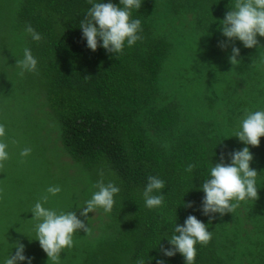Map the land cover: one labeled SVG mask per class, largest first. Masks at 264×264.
<instances>
[{
    "label": "trees",
    "instance_id": "trees-1",
    "mask_svg": "<svg viewBox=\"0 0 264 264\" xmlns=\"http://www.w3.org/2000/svg\"><path fill=\"white\" fill-rule=\"evenodd\" d=\"M232 2L142 0L132 12L141 20V39L115 55L99 46L92 51L82 39L88 0H0V124L6 130L0 139L9 153L0 162V259L20 242L32 264H52L35 240L38 221L30 210L41 200L35 187L57 185L55 196L44 192L51 203L44 207L74 211L90 229L74 234L59 264H136L141 258L185 264L181 254L163 257L159 249L169 247L165 236L189 214L212 234L196 245L194 264H264V137L248 146L258 197L211 219L200 211L199 186L211 163L221 153L228 163L227 153L245 146L233 136L239 122L264 109V49L259 55L235 41L240 61L233 66L231 44L218 46L226 40L219 22ZM26 25L41 34L39 42L25 33ZM258 40L264 47V37ZM25 47L38 63L21 76L16 60ZM15 108L27 113L15 117ZM26 143L31 151L21 156L24 148L15 145ZM63 150L72 160L61 157ZM189 164L192 172L185 171ZM30 172L35 187L27 191L21 183ZM148 176L165 181L158 209L144 206ZM98 182L119 187L112 210L80 216ZM18 186L26 193L16 200ZM189 201L193 206L185 207Z\"/></svg>",
    "mask_w": 264,
    "mask_h": 264
},
{
    "label": "clouds",
    "instance_id": "clouds-1",
    "mask_svg": "<svg viewBox=\"0 0 264 264\" xmlns=\"http://www.w3.org/2000/svg\"><path fill=\"white\" fill-rule=\"evenodd\" d=\"M91 5L84 19L80 21L82 39L86 41V47L95 51L101 47L106 52L118 55L125 46L131 47L141 39L143 31L141 20L133 18L132 12L139 10L142 0H88ZM220 32L226 40L218 42L223 50L231 44V54L228 59L234 66L240 60V48L235 45L239 41L245 48L256 47L260 50L258 37H264V0H233L230 10L220 20ZM33 41L39 42L42 36L31 25L24 29ZM37 59L29 48L23 49V56L16 60L19 75L25 72L31 73L37 69ZM264 63V58H261ZM6 130L0 124V138L4 137ZM245 145L240 149H233L227 153L228 163L224 162L225 154H220L218 163L212 164L208 169V178L200 184L199 190L203 192L200 211L202 215L213 218L214 214L223 216L226 212H232L238 202L255 200L258 197V172L250 166L253 154L248 146H258L260 138L264 137V109L249 111L239 122V130L233 135ZM232 136V137H233ZM8 145L0 139V162L8 159ZM30 149H23L21 156H27ZM193 164H189L185 171L192 172ZM97 190L92 192L91 198L79 208L80 216L87 217L88 213L96 208H102L105 213L112 210L114 197L120 189L112 182L104 184L98 182ZM165 181L157 176H148L142 196L144 206L149 209H158L164 204ZM47 193L55 196L61 192L59 186H49ZM47 196L37 201L30 212L31 219H36L35 240L46 254L48 261L59 264L60 253L64 249L74 246V234L83 230L89 232L74 211H56L43 206ZM193 202H186L185 207H192ZM211 232L207 224L195 215L189 214L183 224L175 222L170 236H165L169 247H161L159 252L163 257H173L177 253L184 258L185 264H194L197 254V244H207L211 238ZM15 253L11 252L0 259V264H32V258L25 255V246L16 242ZM136 264H146L144 259H138ZM155 264H166L164 259L156 258Z\"/></svg>",
    "mask_w": 264,
    "mask_h": 264
},
{
    "label": "rangeland",
    "instance_id": "rangeland-1",
    "mask_svg": "<svg viewBox=\"0 0 264 264\" xmlns=\"http://www.w3.org/2000/svg\"><path fill=\"white\" fill-rule=\"evenodd\" d=\"M27 113V111H25V110H18V108H15L14 109V111H13V114H14V116L15 117H24L25 116V114ZM25 120V119H24ZM24 120L22 121V122H24ZM21 122V123H22ZM27 122V121H26ZM14 146V145H13ZM15 147H17V148H27V143L26 144H24L23 146H21V145H18V144H16L15 145ZM60 148H61V145H60ZM60 155H61V157L63 158V159H71L68 155H66L65 154V152H64V150L63 151H61V153H60ZM72 160V159H71ZM33 165H35V166H39V167H42V166H44L43 164H38V163H32ZM31 172H30V174L29 175H27L26 177H25V181L26 182H22L21 184H22V188L24 189V190H27V191H29L30 190V188L32 187V183H30L29 181H30V179H31ZM34 181H36L37 182V179L36 178H34ZM47 181H48V179H46L42 184H45V183H47ZM34 186V185H33ZM54 186H57V185H54ZM20 186H18L17 188H18V191H16L15 193H13V197H14V199H18L21 195H24L25 193H26V191L25 192H23L22 194H21V191H20V188H21ZM35 187V186H34ZM34 191L36 192L37 191V194H40V199L43 197V194H44V192L46 191V187H41V186H39V189H37L36 187L34 188ZM46 193V192H45ZM0 195H2V190L0 189ZM42 203H43V206L44 205H46V204H51L50 203V201L47 199V201L46 202H43L42 201ZM58 207H61L60 205H59V203H58Z\"/></svg>",
    "mask_w": 264,
    "mask_h": 264
}]
</instances>
